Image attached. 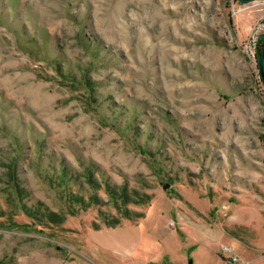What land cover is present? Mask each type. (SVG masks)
I'll use <instances>...</instances> for the list:
<instances>
[{
	"label": "rangeland",
	"instance_id": "obj_1",
	"mask_svg": "<svg viewBox=\"0 0 264 264\" xmlns=\"http://www.w3.org/2000/svg\"><path fill=\"white\" fill-rule=\"evenodd\" d=\"M263 35L264 1L0 0V264H264Z\"/></svg>",
	"mask_w": 264,
	"mask_h": 264
},
{
	"label": "water",
	"instance_id": "obj_2",
	"mask_svg": "<svg viewBox=\"0 0 264 264\" xmlns=\"http://www.w3.org/2000/svg\"><path fill=\"white\" fill-rule=\"evenodd\" d=\"M255 1H264V0H239V3L241 5H247L249 3L255 2ZM264 39V35L261 36L260 40ZM257 60H258V66H259V70H260V74H261V78L264 84V47L262 52H259L257 54ZM168 188H170V185H164V189L167 190Z\"/></svg>",
	"mask_w": 264,
	"mask_h": 264
},
{
	"label": "built area",
	"instance_id": "obj_3",
	"mask_svg": "<svg viewBox=\"0 0 264 264\" xmlns=\"http://www.w3.org/2000/svg\"><path fill=\"white\" fill-rule=\"evenodd\" d=\"M224 252L227 253V254H229V255H232V256L230 257V259H231L233 262H237V261H238L237 257L233 256V251H232L231 248L225 247Z\"/></svg>",
	"mask_w": 264,
	"mask_h": 264
},
{
	"label": "bare ground",
	"instance_id": "obj_4",
	"mask_svg": "<svg viewBox=\"0 0 264 264\" xmlns=\"http://www.w3.org/2000/svg\"><path fill=\"white\" fill-rule=\"evenodd\" d=\"M154 10H155V9H153V7H149V10H147V13H146V14H147L148 16H152ZM173 25H174V24H173ZM184 25H185V23H184V21H182V22H179L178 25H176V26L183 27ZM176 26H175V27H176ZM176 28H177V27H176Z\"/></svg>",
	"mask_w": 264,
	"mask_h": 264
}]
</instances>
